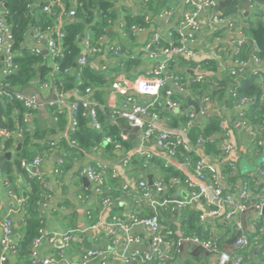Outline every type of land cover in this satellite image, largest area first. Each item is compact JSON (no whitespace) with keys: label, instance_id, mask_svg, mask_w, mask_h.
Masks as SVG:
<instances>
[{"label":"crops","instance_id":"1","mask_svg":"<svg viewBox=\"0 0 264 264\" xmlns=\"http://www.w3.org/2000/svg\"><path fill=\"white\" fill-rule=\"evenodd\" d=\"M49 1L37 0L40 4H46ZM238 1L239 5L235 12L219 22L213 21L209 9H203L200 16V29L195 34L194 41L189 44L196 54L190 58L191 62L183 63L179 60L176 63V72L183 78V89L176 86L175 72H169L167 75L168 85L172 88L179 106L177 110L163 109L158 126L161 130L168 128L190 130L193 125L204 126L211 116L218 115L222 125V131L217 135L220 139L221 154L207 155L201 146L198 147L215 169L214 183L220 185L225 192L235 191V186L240 183H248L253 199H257L264 189V183L258 179L256 172L264 169V116L258 122L250 119L251 114L253 115L251 99L244 103L237 99L228 106L217 99L216 102L211 103L208 95L210 89L217 88V83L225 75L240 74L236 77L237 80L244 77L245 73H239V66L236 64V61L240 59L238 50L241 51L243 46L240 44L242 31L245 35L247 31L250 33V37L247 35L246 37L248 41H251L253 54L255 51L261 52L258 47V50H255L257 45L251 29L257 27L259 23L264 24V0ZM217 3V9L224 13L226 4L223 5V0H217ZM192 8L193 6L185 0H117L114 7L117 19L108 33L103 36L102 42H114L121 49L124 43L131 47L133 57H138L141 53L142 56L138 66L121 73L111 86L104 88L101 99L96 100L102 108L107 107L112 111L122 110L128 95H132L138 101L153 98L151 95L139 93L138 87L140 83L149 80L146 76L147 72L163 57H147L142 49L152 41L155 31H159L163 38L169 39L181 27L184 14ZM128 15L145 16L146 26L133 27L129 33L124 27V17ZM26 45L35 52L40 51L48 55L45 41L38 42L32 32H29L27 36ZM120 57L105 50L92 57L90 65L94 69L103 70L117 63ZM212 60L215 61L214 65L209 64ZM263 68L264 60L257 64L251 59V68L248 71L255 74V70L261 72ZM81 81L82 79L78 78L77 84ZM195 82L205 84L207 89L204 91L197 89L198 87L195 89L194 86H197ZM118 83L123 86L122 89L116 86ZM20 91L27 95H36L41 99L51 98L47 92L41 90L37 80ZM161 94L164 95V89ZM80 99L81 96L75 89H71L61 96L59 104L45 105L41 109L24 115L27 130L38 128L44 131L43 144L48 142L50 145L43 148L41 145V148L36 149L35 158L40 159L38 165L29 163L26 166L27 174H17L19 177L16 185L19 186L20 194L18 195L21 197L30 188L27 183L29 176L39 174L42 181L44 196L41 203V215L44 225L41 229L43 241L38 247V255L40 257L56 255L63 245V235L71 232L76 239L56 264H70L78 260L89 250L87 244L91 245L92 249L105 250L109 255L110 264H149L150 262L127 263L125 261V256L136 250L141 253L147 252L152 235L149 230L142 225H132L130 233L139 236L142 243L130 244L127 240L128 234L114 223V219L119 217L130 222L134 216H148L161 208L175 210L174 213H176L179 209H176L173 202L167 200L189 198L192 190H198L199 186H204L206 183L197 176L196 163H192L190 158L186 160L183 155H171L157 144L154 137L145 139L140 127L132 126L127 119L118 114L116 118L114 117L116 125L121 129L122 138L130 143V148L117 146L115 149H107L106 142L102 146L82 149L80 155L66 157L67 160L62 167L59 161L64 154L57 144H60L63 139L73 142L69 138L71 124L75 117L73 105ZM194 102L198 105V110L193 105ZM192 112L196 116L191 120L189 114ZM142 119L146 123L150 121L147 116H143ZM88 127L95 128L92 121L88 123ZM3 132L0 130V135ZM227 145L230 149L224 151L223 147ZM3 147L0 146V153L4 152ZM8 153L11 156L8 157ZM14 154L13 149L5 153L8 159H11ZM88 165L98 169L100 174L98 180L94 181L85 174L84 169ZM32 166L36 167L35 171L32 170ZM167 168L178 171L180 177L169 176L165 171ZM150 177L153 184L149 182ZM158 180H161L165 186L161 193L155 191V183ZM141 181L147 183L148 192L151 195H145V191L140 186ZM12 191L7 177L0 168V239L5 217L10 216L17 228L22 226V213L15 204L20 196ZM208 193L211 195V191ZM105 199H108V202H105ZM210 208L218 213L210 214L206 200L201 197L194 199L183 209L197 211L199 220L200 215L205 214L209 231L204 229V235L207 231L209 237L216 238L220 249L236 250L233 238L236 224L231 222V225H227L224 220V213L228 211L229 206L215 203L211 204ZM180 214L179 212L173 217L169 216V222L166 225L162 224L163 229L170 234H176V238L189 235L182 229L183 222ZM199 223L203 225L201 220ZM242 223L244 229L252 234L254 233L252 225L260 224L263 240L255 236L251 240V247L237 250V252L243 255L246 264H264V212L260 215L258 210L249 211L242 216ZM196 247L193 243H186L176 248L171 261L186 264V260L192 257ZM207 254V258H202V263L218 264L217 255ZM8 264H35V261L33 256H30L28 260L19 261L15 254L10 253ZM92 264L99 263L95 261Z\"/></svg>","mask_w":264,"mask_h":264},{"label":"trees","instance_id":"2","mask_svg":"<svg viewBox=\"0 0 264 264\" xmlns=\"http://www.w3.org/2000/svg\"><path fill=\"white\" fill-rule=\"evenodd\" d=\"M36 1L3 0L2 5L5 11V20L11 26L13 34V48L15 51L13 61L17 65V68L6 76L0 75V91H2V94H0V130L7 133V135L3 133L0 135V146H4V152L0 153V168L2 173L7 177L9 188L16 192L17 196H20L18 195L20 194L19 186L16 185L19 177L17 174H27V165L24 166L22 162L32 163L36 155V149L41 148V145H43L42 148L49 147L50 145L48 142L43 144V139L45 138L44 131L38 128L27 130L24 115L36 110L28 108L23 101L17 98L16 92L30 86L35 80L39 82L41 90L47 92L49 97L62 96L69 90L76 88L85 91L87 87H90L92 93L88 95V99L97 103L96 100L101 99L104 88L111 86L115 82L116 77L121 73H125L133 67L138 66L142 56L141 53L138 57H133L131 47L123 43L119 61L103 70L94 69L90 65V61L85 65H81L78 62L82 51L81 40L84 33L91 31L94 35L93 43L95 45L99 44L103 36L108 33L113 22L117 19V13L114 10L117 0H57L58 2L52 5L51 12L43 11L42 7L47 5V3L41 4L40 7L32 8L29 6V3L31 4ZM224 4L226 5L223 15L226 17L235 12L239 1L223 0ZM71 10L75 11L72 17L69 16ZM124 18V27L129 33L133 30V27H145L147 24L145 16L132 17V15H128ZM60 19L64 20L62 31L65 34L64 37L57 41V46L61 53L55 56L49 53L45 55L42 52L31 50L26 45L29 32L36 29L46 33L49 31V28L54 27L55 24L58 25ZM253 25L255 24L253 23ZM246 35L250 37L248 31ZM177 37L178 34L175 32L173 38ZM168 45L169 39L162 38V41L158 45L153 44V49L158 51L160 48L167 47ZM252 51L251 41L247 40L239 53L240 59L251 60L255 54L264 60V51H255L254 54ZM179 60H182L183 63L191 62L190 58L182 55L179 57ZM53 63L57 64V71L54 70ZM209 64L214 65L215 61H209ZM176 67V64L171 65V72L173 71L181 77L176 72ZM262 70L256 74H251V71L248 70L240 71L239 73L245 74L243 78L238 80L236 77L240 76V74L235 76H231L230 74L225 75L217 83V88L210 89L208 94L210 102L212 103L217 99L220 103L229 106L240 97H248L253 101L251 106L253 115L251 114L250 119L258 122L264 116V103L261 101V97L264 94V68ZM52 72L56 73L51 77L50 74ZM78 78L82 79L80 84H77ZM46 84L49 86L48 90L43 87ZM195 84L197 85L194 86L195 89L197 87V89H202L203 91L207 89L205 84L196 82ZM85 99L87 97L82 96L77 102L79 107L75 112V117L78 125L74 130H70L69 136L70 140H73L74 143L63 139L60 144H57L61 147L64 154L62 155L63 162L60 163L62 167L67 160L66 157L80 155L82 149L102 146L106 142L107 149H115L117 146L131 147L130 143L122 138L120 127L112 123L115 116H113L114 111L109 110L107 107L102 108L98 103L95 106L98 113V121L102 128L96 130L95 126V128L88 127V123L92 121V117L89 109L83 106ZM256 115L259 117H254ZM221 131V119L218 115L211 116L204 126L198 127L193 125L188 132V138L193 147L192 150L187 151L183 146H179L177 155L188 157L192 163H196L199 157L194 150L198 149L199 146L203 148L207 155L221 154L220 139L217 136ZM107 138H110V141H107ZM15 143L20 145V148ZM12 149L15 154L11 159H8L5 153ZM138 163L141 164V162ZM165 171H167L169 176L180 177V173L173 168H167ZM27 183L30 186L24 192L27 200L20 210L23 217L22 226L17 228L14 224V243L10 249V252L15 254L19 261L28 260L32 256L33 242L35 238L41 236V229L44 225L41 215L44 189L39 174L29 176ZM24 187L23 189L27 188ZM15 204H17V201ZM158 211L162 224L166 225L169 222V216L173 217L180 212L183 222L181 226L185 234L199 235L202 238L209 237L207 231L205 235L203 233L204 228L199 223L197 211H184L183 209L174 213L175 210L162 208ZM260 227V224H255L256 231L251 235L250 241L255 236H259V239L263 237ZM162 231L167 237L176 238V234H170L164 229ZM233 238L235 239V237ZM207 253V251L200 247H196L192 252V257L186 260V264H205V262L202 263L201 261L203 257L207 258ZM9 257L3 264H8ZM149 264H158V261L154 260ZM167 264L180 263L170 260Z\"/></svg>","mask_w":264,"mask_h":264},{"label":"built area","instance_id":"3","mask_svg":"<svg viewBox=\"0 0 264 264\" xmlns=\"http://www.w3.org/2000/svg\"><path fill=\"white\" fill-rule=\"evenodd\" d=\"M148 1V0H145ZM187 3H190L193 8L187 10L184 14V19L181 27L177 31L178 37L173 38V35L169 38V45L163 48H160L158 51L153 49V44H159L162 41V35L159 31H155L153 34L152 41L148 43L142 52L147 57H157L162 56L163 58L159 60L155 66H153L147 72L148 81L139 84L138 92L141 94L151 95L153 98L146 101H138L137 98L132 95L126 97V102L122 110L114 111L113 116L116 118L117 114L120 117H123L129 121V123L134 127H140L142 129V135L145 139H150L154 137L157 141V144L165 148L171 155H177V149L179 146H183L187 151L192 150V144L188 138V128H168L160 129L158 122L161 118L162 110L165 108L176 109L179 106L178 101L174 98V92L172 88L169 87V78L168 73L171 72L170 66L176 64L179 61V57L185 56L187 58H192L196 54L194 49L190 47V43L194 41L195 34L200 29V16L203 9H209L212 13V19L215 22L223 21L224 15L218 9L217 0H185ZM58 2L57 0H50L47 5L43 6L44 12H51L52 5ZM3 0H0V75L6 76L10 74L14 69L17 68V65L13 61L15 56V51L13 48V34L11 31V26L6 22L3 9ZM39 2L29 3V6L40 7ZM75 11L71 10L69 16H74ZM64 20L60 19L58 25L55 24L54 27L49 28V31L43 33L40 30H32V34L38 42L42 40L45 41L47 51L52 56H55L60 52L58 49L57 41L58 39L64 37V32L62 31V26ZM233 25V24H231ZM243 45L247 41V37L243 31L241 32ZM94 35L91 31L84 33L82 38V51L78 62L81 65L87 64L92 57H95L97 54L102 51L108 50L112 52V55L119 57L121 53V47L114 42L108 41V43L100 42L99 44L93 43ZM103 39V38H102ZM257 49V46L255 47ZM40 52V51H37ZM240 51L238 50V53ZM253 62L259 64L262 59L253 55ZM236 64L239 66V70H249L251 68V60H242L239 59L236 61ZM54 70L57 71L58 66L56 63H53ZM255 74L258 70L254 71ZM56 72H52L50 76L52 77ZM176 86L180 89H183V78L175 75ZM201 78V77H200ZM264 84V82H263ZM116 86L120 89L123 86L118 83ZM48 90V84L43 86ZM164 89V95L161 94V91ZM76 93L79 96L87 97L83 101V106L89 109V112L92 117V123L97 129H101L102 126L98 121V113L96 111V105L94 101L88 99V95H91L92 89L87 87L85 91H82L79 88L75 89ZM2 94V91H0ZM18 99L24 102V104L31 109H41L45 105H55L59 104L61 96L57 95L51 97L50 99H41L36 95H27L22 91L16 92ZM239 101L249 102L250 98L240 97ZM262 101L264 102V94L262 95ZM79 105L75 103L73 105L74 111L78 110ZM203 112V111H202ZM149 117L150 121L146 123L142 117ZM196 114L194 112L189 114L190 119L192 120ZM112 120L113 124H116V120ZM191 123V122H190ZM78 125L76 117H74L71 129L74 130ZM6 134V132H3ZM110 141V138L106 139ZM74 142V141H73ZM260 142V140H259ZM230 146L227 145L223 147L224 151H228ZM197 156L199 159L195 164V171L197 176L203 183H206L204 186H199L198 190H192L189 198L186 199H176V200H167L173 202L177 209L181 210L186 205L191 203L194 199H199L203 197L206 200V206L208 207L209 213L216 215L218 212L215 209H211V204L223 203L229 206L228 211L224 213L225 224L231 225V222L236 224V231H234L235 237V248L236 250L220 249L219 243L214 237L202 238L199 235H188L181 236L179 238L167 237L163 233V226L161 223V218L159 211L156 210L154 213L148 216H134L130 222L124 221L121 218L117 217L114 219V223L119 225L124 229L128 234L127 240L130 244L139 245L142 243V239L139 236L131 234L130 230L132 225H142L147 228L152 234L150 237V245L148 251L141 253L138 250L134 251L130 255L125 256V261L127 263L138 262V263H148L154 260L158 261V264H167L173 258L172 255L176 248H180L186 243H193L197 247L207 251L209 254L218 256V264H246L244 257L238 251L247 249L251 247L252 241H250L252 232H248L244 229L242 223V216L248 213L249 211L258 210L259 214L264 212V189L262 195L253 199L252 192L248 183H240L235 186V191L225 192L220 185L214 183L216 176L215 169L212 164L208 161L207 156L203 155L202 151L196 150ZM183 154V153H182ZM188 160V157H185ZM40 162L39 158H35L33 163L38 165ZM63 162L62 158L59 161ZM24 166L28 165V162L23 161ZM85 174L92 180H98L100 174L98 169L93 165H88L84 169ZM258 179L264 183V169H259L256 171ZM254 175H256L254 173ZM140 186L145 191V195H151L148 192V185L145 181L140 182ZM165 186L161 180H158L155 183L156 193H161L164 190ZM211 191V195H209ZM27 197L22 196L17 200V209L20 211L26 202ZM105 202H108V199H105ZM206 215L201 214L200 220L203 223L204 229L208 230V225L205 222ZM13 227L14 222L10 216L5 217L2 223V237L0 239L1 253H0V264H3L10 255L11 242L13 241ZM209 231V230H208ZM252 231L255 232V224L252 225ZM230 237L232 235L230 234ZM76 239L75 235L71 232L65 233L63 235V245L56 255L42 256L38 255V247L43 241L42 231L41 236L35 238L33 242V252L32 256L34 257L35 263L38 264H56L59 261V258L62 257L65 253V250L70 246V244ZM98 261L99 264H110L109 255L105 250L98 249H89L87 250L78 260L71 262L70 264H92L93 262Z\"/></svg>","mask_w":264,"mask_h":264},{"label":"water","instance_id":"4","mask_svg":"<svg viewBox=\"0 0 264 264\" xmlns=\"http://www.w3.org/2000/svg\"><path fill=\"white\" fill-rule=\"evenodd\" d=\"M251 32H252L253 39H254V41H255V43H256L258 49H259L260 51H263V50H264V24H263V23H259V24L257 25V27L251 29ZM47 52H48V51H47ZM193 105H194V106L197 108V110H198V105H197L195 102L193 103ZM176 110H177V109H176ZM18 148H20V145H18ZM7 156L9 157V156H11V154L8 153ZM32 170L35 171V170H36V167L32 166ZM149 182H150V184H153V181H152V178H151V177H150V179H149ZM13 243H14V242L12 241L10 245H13ZM61 245H62V244H61ZM58 246H59V245H58ZM87 248H88V249H92V248H91V245H88V244H87ZM146 250H148V249H146ZM0 253H1V245H0Z\"/></svg>","mask_w":264,"mask_h":264},{"label":"rangeland","instance_id":"5","mask_svg":"<svg viewBox=\"0 0 264 264\" xmlns=\"http://www.w3.org/2000/svg\"><path fill=\"white\" fill-rule=\"evenodd\" d=\"M252 168H254L255 169V167H252ZM148 251V250H147Z\"/></svg>","mask_w":264,"mask_h":264}]
</instances>
